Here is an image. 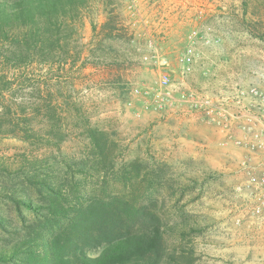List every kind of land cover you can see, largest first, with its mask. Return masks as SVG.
<instances>
[{
    "label": "rangeland",
    "instance_id": "374dc122",
    "mask_svg": "<svg viewBox=\"0 0 264 264\" xmlns=\"http://www.w3.org/2000/svg\"><path fill=\"white\" fill-rule=\"evenodd\" d=\"M139 5L142 17L133 16L128 0H116L117 31L109 38L103 34L109 30H103L104 7L88 16L81 37L87 65L64 75L51 87L53 95L30 86L17 93L19 115L35 137L14 135L11 126L0 134V160L12 170H0V190L29 188L16 171L27 159L45 161L49 167L42 171L67 184L72 173L61 161L76 168L93 157L87 130L99 127L115 143L117 169L130 171L133 182L113 180L110 172L108 182H85L91 195L118 198L176 227L167 229L166 244L171 252L193 254L194 264H264V218L253 214L254 202L243 189L249 175L241 164L247 159L256 166L260 150L247 153L237 146L245 122L221 116L243 105H264V7L255 0H248L246 11L243 0ZM151 37L168 66L144 59L155 52L148 46ZM191 44L196 55L188 68L181 59ZM163 72L171 77L168 88L160 84ZM250 85L263 97L240 95ZM13 112L6 123L18 114ZM26 191L38 199L35 189ZM0 214H15L2 195Z\"/></svg>",
    "mask_w": 264,
    "mask_h": 264
},
{
    "label": "trees",
    "instance_id": "16d2710c",
    "mask_svg": "<svg viewBox=\"0 0 264 264\" xmlns=\"http://www.w3.org/2000/svg\"><path fill=\"white\" fill-rule=\"evenodd\" d=\"M255 1L264 7V0ZM115 2L0 0V134L11 126L14 135L35 137L27 128L29 120L19 115L17 93L30 86L53 95L51 87L64 75L74 67L85 68L89 56L81 37L86 19L104 7L103 30H109L103 34L111 37L117 31ZM243 6L246 11L248 0ZM12 112L18 114L6 123ZM87 131L93 157L76 168L61 161L72 173L67 184L56 173L42 171L49 167L45 161L27 159L16 171L25 175L29 188L0 190L15 212L0 214V264H194L193 254L171 252L166 244L167 229L176 227L163 224L153 212L144 214L118 198L108 202L86 190L88 179L108 182L110 172L113 180L133 182L130 171L117 169L108 133L92 126ZM0 170L12 172L2 160ZM30 187L38 199L26 191Z\"/></svg>",
    "mask_w": 264,
    "mask_h": 264
},
{
    "label": "built area",
    "instance_id": "2783aa9c",
    "mask_svg": "<svg viewBox=\"0 0 264 264\" xmlns=\"http://www.w3.org/2000/svg\"><path fill=\"white\" fill-rule=\"evenodd\" d=\"M140 0H128V9L133 14V16L142 17L140 12ZM203 7L202 5H199ZM204 9H199V14L202 15ZM148 46L154 49V54L150 56H145V60L149 62H154L160 66L166 67L170 64L169 58L165 54H159L156 49L154 39L151 37L148 40ZM195 48L191 44L187 47L186 52L182 56L181 61L185 66L190 68L195 60ZM160 84L164 87H169L171 85V77L168 73H161ZM240 95L245 97L250 94L253 97H263V92L254 85H250L248 90H240ZM170 95L171 93L168 92ZM186 94H183L185 97ZM197 106V103L195 104ZM221 116L228 119H237L245 122L246 132L243 136L236 139V145L247 153H256L264 147V105L258 109L256 108H246L243 107L236 114H221ZM242 167L247 170L249 179L244 184V188L249 195L250 200L254 202L252 206L253 214L264 218V170L258 169L256 166H252L250 162L245 159L242 161ZM238 189H242L240 186Z\"/></svg>",
    "mask_w": 264,
    "mask_h": 264
},
{
    "label": "crops",
    "instance_id": "0c3cea01",
    "mask_svg": "<svg viewBox=\"0 0 264 264\" xmlns=\"http://www.w3.org/2000/svg\"><path fill=\"white\" fill-rule=\"evenodd\" d=\"M213 32V35H218V31L216 29H212L211 30ZM208 34V33H207ZM210 48L206 49L205 52H208ZM203 57H205V55H203ZM206 58L209 59V56H206ZM212 61V60H211ZM214 63V61H212ZM262 150V151H261ZM259 152L260 155H258L257 157H254V163H256V166L260 169V170H264V147L261 149Z\"/></svg>",
    "mask_w": 264,
    "mask_h": 264
}]
</instances>
